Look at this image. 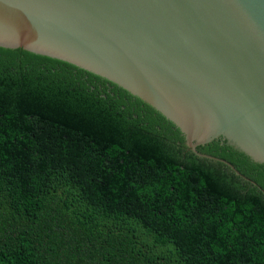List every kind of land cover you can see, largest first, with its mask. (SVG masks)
<instances>
[{
  "label": "trees",
  "instance_id": "16d2710c",
  "mask_svg": "<svg viewBox=\"0 0 264 264\" xmlns=\"http://www.w3.org/2000/svg\"><path fill=\"white\" fill-rule=\"evenodd\" d=\"M260 189L115 84L0 47V264H264Z\"/></svg>",
  "mask_w": 264,
  "mask_h": 264
},
{
  "label": "water",
  "instance_id": "95a60500",
  "mask_svg": "<svg viewBox=\"0 0 264 264\" xmlns=\"http://www.w3.org/2000/svg\"><path fill=\"white\" fill-rule=\"evenodd\" d=\"M0 47L115 84L260 189L197 148L218 140L264 166V0H0Z\"/></svg>",
  "mask_w": 264,
  "mask_h": 264
}]
</instances>
